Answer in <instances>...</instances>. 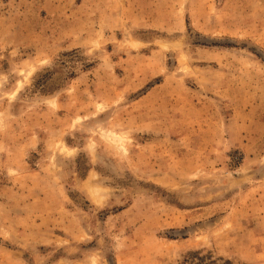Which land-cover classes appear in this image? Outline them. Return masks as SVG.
Masks as SVG:
<instances>
[{"label": "rangeland", "instance_id": "1", "mask_svg": "<svg viewBox=\"0 0 264 264\" xmlns=\"http://www.w3.org/2000/svg\"><path fill=\"white\" fill-rule=\"evenodd\" d=\"M0 264H264V0H0Z\"/></svg>", "mask_w": 264, "mask_h": 264}]
</instances>
